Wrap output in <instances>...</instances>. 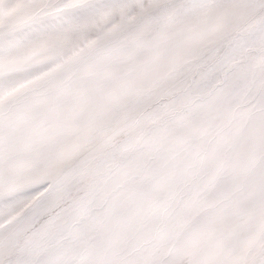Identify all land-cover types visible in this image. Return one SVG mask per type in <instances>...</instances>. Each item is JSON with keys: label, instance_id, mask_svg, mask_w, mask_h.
Instances as JSON below:
<instances>
[{"label": "snow or ice", "instance_id": "1", "mask_svg": "<svg viewBox=\"0 0 264 264\" xmlns=\"http://www.w3.org/2000/svg\"><path fill=\"white\" fill-rule=\"evenodd\" d=\"M0 264H264V0H0Z\"/></svg>", "mask_w": 264, "mask_h": 264}]
</instances>
